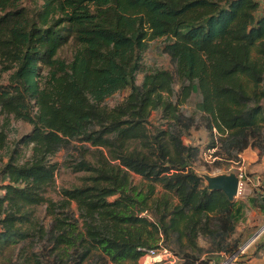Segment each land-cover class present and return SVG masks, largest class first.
I'll list each match as a JSON object with an SVG mask.
<instances>
[{
	"label": "trees",
	"instance_id": "obj_1",
	"mask_svg": "<svg viewBox=\"0 0 264 264\" xmlns=\"http://www.w3.org/2000/svg\"><path fill=\"white\" fill-rule=\"evenodd\" d=\"M159 45L173 70L144 61ZM0 115V264L220 261L264 197L210 191L184 138L204 129L217 168L264 154V0H0ZM64 151L87 176L50 198Z\"/></svg>",
	"mask_w": 264,
	"mask_h": 264
},
{
	"label": "rangeland",
	"instance_id": "obj_2",
	"mask_svg": "<svg viewBox=\"0 0 264 264\" xmlns=\"http://www.w3.org/2000/svg\"><path fill=\"white\" fill-rule=\"evenodd\" d=\"M153 45V44H152ZM144 61L149 65H154L163 69L173 70L174 65L170 62L169 57L163 52V45H159L158 47L152 46L148 52L144 55ZM143 75H138L137 83L140 84L142 82ZM127 94V91L123 94H118L107 101V105L109 107H113L117 102L122 100ZM198 101L197 98L191 101L190 106L188 107L189 110L194 109V104ZM3 116L0 115V124L3 123ZM152 124L154 127L160 126L161 122L159 118L157 119L156 115L152 117ZM11 138L19 140L20 138L28 135L32 127L24 122H12L11 124ZM186 145H192L199 148V156L198 159L194 163V169L204 178L205 176H219L224 174H229L232 172H236L238 170V166L230 164L227 166V163H224L222 166L213 165V159L210 158V152L207 150L208 143H209V134L204 130H191L188 135L184 138ZM67 152H61L54 158V162H58V169L55 175V183L52 188L47 194L48 197L58 199L57 192L61 188H71L74 186H80L82 184V178L87 176L86 173L83 172H74L71 168L67 167L64 163L65 157L67 156ZM133 183L135 185H141L142 179L138 175H133ZM206 183V181H205ZM207 184V183H206ZM159 191L161 190L160 187L158 188ZM144 190L147 191V186L144 184ZM248 191H244L243 195H239L236 199L243 200L245 203H249V196ZM1 193V190H0ZM113 198L112 200H114ZM73 208L76 210V204H73ZM36 215L39 216L41 219L46 220L49 222V218L46 217L45 214V206H40L36 210ZM244 234V230H240L237 232V237L242 238ZM170 253H172L170 251ZM173 254V253H172ZM217 258H215V261ZM153 260H140L141 264H171V263H153Z\"/></svg>",
	"mask_w": 264,
	"mask_h": 264
},
{
	"label": "crops",
	"instance_id": "obj_3",
	"mask_svg": "<svg viewBox=\"0 0 264 264\" xmlns=\"http://www.w3.org/2000/svg\"><path fill=\"white\" fill-rule=\"evenodd\" d=\"M243 166L249 173V180L244 188L248 191L249 198H258L259 195L264 197V187L257 186V178H264V154L253 148H248L242 154ZM236 173V172H235ZM244 230L241 238V246L247 241L258 236L250 245L246 254L241 256L234 264H264V255L262 254V246L264 245V209L257 205L249 207L246 211L245 219L239 224L237 232ZM224 255V254H223ZM223 255L220 260L223 259Z\"/></svg>",
	"mask_w": 264,
	"mask_h": 264
},
{
	"label": "built area",
	"instance_id": "obj_4",
	"mask_svg": "<svg viewBox=\"0 0 264 264\" xmlns=\"http://www.w3.org/2000/svg\"><path fill=\"white\" fill-rule=\"evenodd\" d=\"M242 156V155H241ZM240 156L241 161L237 163V166L240 167L236 171L237 176L239 177V190H238V196L243 195L244 188L246 187V184L248 180L250 179L249 173L247 172L245 166H243V159ZM264 184V178L258 177L257 178V186L261 188V186ZM264 187V185H263ZM258 236V233L255 234L254 238L247 241L245 244L240 246V248L231 256L223 255V259L217 262H211L210 264H233L235 263L241 256L246 254L247 250L249 249L250 245L253 243L255 238ZM141 252L143 253V256L141 260H153V263H171V264H177L178 258L170 253V251L164 247L158 248V249H142ZM262 254L264 255V245L262 246Z\"/></svg>",
	"mask_w": 264,
	"mask_h": 264
},
{
	"label": "water",
	"instance_id": "obj_5",
	"mask_svg": "<svg viewBox=\"0 0 264 264\" xmlns=\"http://www.w3.org/2000/svg\"><path fill=\"white\" fill-rule=\"evenodd\" d=\"M204 179L210 191H222L230 201H234L238 197L239 177L235 172L215 177L205 176ZM142 212L144 213L145 210L143 209Z\"/></svg>",
	"mask_w": 264,
	"mask_h": 264
}]
</instances>
